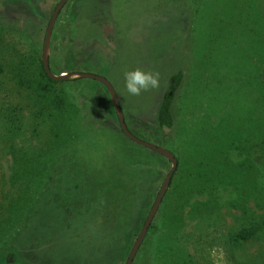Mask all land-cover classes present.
Segmentation results:
<instances>
[{
  "label": "rangeland",
  "instance_id": "rangeland-1",
  "mask_svg": "<svg viewBox=\"0 0 264 264\" xmlns=\"http://www.w3.org/2000/svg\"><path fill=\"white\" fill-rule=\"evenodd\" d=\"M59 2L0 0V53L6 56L0 81L10 82L27 49L42 57ZM49 57L54 75L107 79L129 132L171 152L180 167L193 165L178 180V192L167 190L132 264H264V240L232 243L249 217L261 220L264 211L250 203L254 215L244 217L217 196L189 193L198 162L214 165L225 179L231 175L223 156L230 138L247 133L254 114L249 77L264 70V0H70L57 17ZM136 67L159 72V87L129 95L123 74ZM179 73L182 85L170 88ZM66 82L65 96L81 127L66 148L71 167L64 170V157L51 163L69 178H49L44 193L39 181L23 203L37 204L33 209L20 204L9 210L0 196L6 219L0 254L14 252L13 264H127L171 163L120 134L110 95L99 82ZM167 94L174 98L175 126L161 131L157 111ZM0 144V173L8 178L11 157L4 153L7 143ZM74 183L80 189L62 196Z\"/></svg>",
  "mask_w": 264,
  "mask_h": 264
},
{
  "label": "trees",
  "instance_id": "trees-1",
  "mask_svg": "<svg viewBox=\"0 0 264 264\" xmlns=\"http://www.w3.org/2000/svg\"><path fill=\"white\" fill-rule=\"evenodd\" d=\"M2 1L8 3L22 0ZM0 42H3L2 37ZM24 55L26 61L23 60L19 67L14 66L10 82L6 84L0 81V139L7 143V153H4H9L12 162L11 176L7 178L5 173H0V196L2 195L4 205L10 204L9 210L20 204L25 205L26 210L36 208L37 204L32 206L23 203L39 181L42 185L41 192L44 193L49 189L46 186L50 184L49 178L58 177L60 173L69 178L68 173L64 171L71 167V164L67 163L71 160H68L69 153L66 148L77 138L81 127L77 114L73 116L74 105L65 96V88L69 82L51 80L44 71L40 53L38 57H34L27 49ZM5 58L6 56L0 53V60ZM51 63L49 57L50 69ZM3 73L4 68L0 67V75ZM83 81L97 83L94 80ZM182 81L181 73L173 76L169 81L170 88L180 87ZM248 83L252 99L249 109L253 108L254 114L247 118V133L242 137L230 138V144L226 147L223 157H227L231 162V175L225 179L221 176L222 171L214 170V165L198 162L194 165L197 168V180L189 191L190 195H206L209 198L217 196L227 203L228 211L235 210L244 217L247 214L254 215L250 203L254 204L256 210L264 211V70L256 74L252 72ZM97 84L104 87L101 83ZM173 100L174 98L167 94L159 104L157 124L161 131L171 130L175 126ZM119 132L128 140L121 129ZM41 140L44 142L37 145L36 142ZM63 157L65 161L62 163H67L64 170H60L61 166L56 167L51 163L52 160L58 161ZM192 166L180 167L177 162L168 189L178 192V180L190 175V171L186 169ZM71 176L80 177L75 174ZM79 189L80 185L74 183L70 189L64 190V193L61 190V195L69 197L73 195V191ZM223 193H226V196ZM260 217L261 220L258 216L249 217L251 220L247 227L237 232L233 238L235 247L249 241L264 240V212ZM5 221L4 214H1L0 226ZM16 260L18 261V257L14 252L0 254V264H13ZM242 264L257 263L250 261Z\"/></svg>",
  "mask_w": 264,
  "mask_h": 264
},
{
  "label": "water",
  "instance_id": "water-1",
  "mask_svg": "<svg viewBox=\"0 0 264 264\" xmlns=\"http://www.w3.org/2000/svg\"><path fill=\"white\" fill-rule=\"evenodd\" d=\"M70 0H60V2L57 4V6L55 7L51 19L48 23L47 26V30H46V34H45V38L43 41V47H42V64H43V68L44 71L46 73V75L53 81L56 82H63V81H69V80H73V79H87V80H94L97 81L99 83H101L106 90L108 91L116 116H117V121L119 124V127L122 131V133L130 140L132 141L135 145L144 147L146 149H149L153 152H156L157 154H159L160 156H162L163 158H165L166 160H168L171 163V169L168 173V175L166 176L165 180L163 181L161 188L159 190V193L154 201V204L143 224V227L141 229V232L136 240V242L134 243L132 250L129 254L128 260H127V264H132L146 234L147 231L159 209V206L169 188V185L171 183L172 177L176 171L177 168V160L175 159L174 155L169 152L168 150L161 148V147H157L155 145H152L150 143H147L145 141H142L138 138H136L135 136H133L129 130L127 129L125 122H124V117H123V113L118 101V97L116 95L115 90L113 89L112 85L109 83V81L101 76L95 75V74H90V73H64V74H60V75H54L50 68H49V51H50V40H51V36H52V32H53V28L55 26L57 17L59 16V13L61 12V10L63 9V7L65 6V4L67 2H69Z\"/></svg>",
  "mask_w": 264,
  "mask_h": 264
},
{
  "label": "clouds",
  "instance_id": "clouds-1",
  "mask_svg": "<svg viewBox=\"0 0 264 264\" xmlns=\"http://www.w3.org/2000/svg\"><path fill=\"white\" fill-rule=\"evenodd\" d=\"M123 76L124 88L131 96H140L144 92L157 89L160 83L159 72L145 70L140 67L126 70Z\"/></svg>",
  "mask_w": 264,
  "mask_h": 264
}]
</instances>
